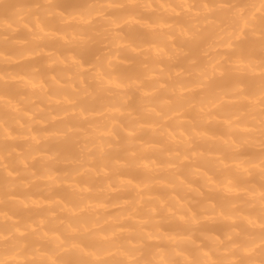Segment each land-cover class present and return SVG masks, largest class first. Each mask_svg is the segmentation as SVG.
Returning <instances> with one entry per match:
<instances>
[{
    "label": "clouds",
    "instance_id": "clouds-1",
    "mask_svg": "<svg viewBox=\"0 0 264 264\" xmlns=\"http://www.w3.org/2000/svg\"><path fill=\"white\" fill-rule=\"evenodd\" d=\"M0 264H264V0H0Z\"/></svg>",
    "mask_w": 264,
    "mask_h": 264
}]
</instances>
